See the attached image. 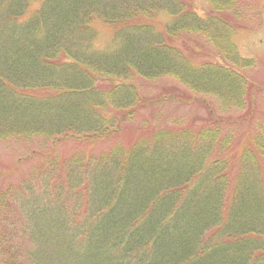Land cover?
<instances>
[{
	"label": "trees",
	"instance_id": "trees-1",
	"mask_svg": "<svg viewBox=\"0 0 264 264\" xmlns=\"http://www.w3.org/2000/svg\"><path fill=\"white\" fill-rule=\"evenodd\" d=\"M261 13L264 0H0V141L41 142L0 189V264H264V85L232 42ZM163 78L242 115L136 124L165 96L135 82Z\"/></svg>",
	"mask_w": 264,
	"mask_h": 264
},
{
	"label": "rangeland",
	"instance_id": "rangeland-1",
	"mask_svg": "<svg viewBox=\"0 0 264 264\" xmlns=\"http://www.w3.org/2000/svg\"><path fill=\"white\" fill-rule=\"evenodd\" d=\"M197 8L202 12L207 8L203 2L197 3ZM243 27V25H242ZM246 28L238 30L232 38V42L239 52V55L243 58L249 59L252 62V68L247 70H241L239 73H243L247 79L252 81L255 85H264V15L245 25ZM96 29L99 34V39L96 41L95 47L98 49L106 48V45L110 41V31L108 32L104 26L96 25ZM190 40V41H189ZM186 40L187 53L190 49L198 51L200 56H203V60H209V53L206 55L205 48L207 44L202 39ZM191 50V51H192ZM195 56V54H194ZM207 56V58H205ZM140 95L144 98H159L165 96L164 101L160 104H154L150 106V109H146L142 112V116L136 120V124L142 125L143 121L151 124V127H169L167 124L173 119H183L188 124L194 123V126L200 127L205 125L208 120L212 118L208 115V110L214 112V115L218 120H236L241 117V113L238 111L223 112L220 110V106L217 102L208 99L207 106L204 104L202 98L198 95H192L183 89L177 82L163 78L158 81H143L138 80L135 82ZM171 98H182L183 102L171 100ZM256 114L259 118H264V94L261 95L256 102ZM156 117H153V115ZM143 120V121H142ZM134 127V124H131ZM136 126V125H135ZM237 132L235 144H238L242 134L246 131L247 126L239 124L238 126H232ZM110 145L98 144L93 147V151L97 152L101 149H105ZM74 148V144L70 143L66 146L64 153H70ZM41 149V142H29L21 140H7L0 141V189L5 188L7 185L17 187L21 184V181L27 177L36 165V159L33 158L32 152L39 153ZM32 190L38 191V185L33 182ZM41 204V203H40ZM19 220V219H18ZM17 220V221H18ZM30 224V223H29ZM31 227V226H30ZM27 246V247H26ZM26 249L28 244L25 245ZM24 250V249H23Z\"/></svg>",
	"mask_w": 264,
	"mask_h": 264
}]
</instances>
